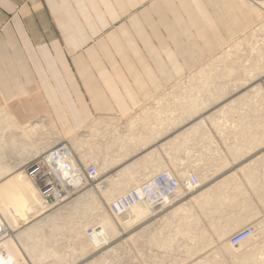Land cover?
I'll return each mask as SVG.
<instances>
[{
    "label": "rangeland",
    "instance_id": "rangeland-1",
    "mask_svg": "<svg viewBox=\"0 0 264 264\" xmlns=\"http://www.w3.org/2000/svg\"><path fill=\"white\" fill-rule=\"evenodd\" d=\"M259 9V21L243 19L241 33L175 82L158 85L133 114L98 117L68 139L72 147L82 146L85 164L126 158L63 201L43 206L21 167L23 160L31 157L30 162L39 150L64 139L49 122L40 134L32 130L38 121L18 124L0 110V216L8 228L2 248L13 245L28 264H264L259 258L264 246L247 257L252 249L243 255L227 243L252 223L260 225L255 241L264 239V157L259 158L264 156V74L239 88L264 69V11ZM258 85L261 92H253ZM144 154L146 162L131 170L137 183L168 169L180 176L195 171L201 187L123 225L111 215L110 203L136 184L122 168ZM253 158V167L243 172L241 164ZM21 171L24 176L16 181ZM31 229L35 232L27 239Z\"/></svg>",
    "mask_w": 264,
    "mask_h": 264
},
{
    "label": "crops",
    "instance_id": "crops-1",
    "mask_svg": "<svg viewBox=\"0 0 264 264\" xmlns=\"http://www.w3.org/2000/svg\"><path fill=\"white\" fill-rule=\"evenodd\" d=\"M260 18L245 0H0V110L71 139L98 117L133 114ZM256 239L240 254L264 246Z\"/></svg>",
    "mask_w": 264,
    "mask_h": 264
},
{
    "label": "built area",
    "instance_id": "built-area-1",
    "mask_svg": "<svg viewBox=\"0 0 264 264\" xmlns=\"http://www.w3.org/2000/svg\"><path fill=\"white\" fill-rule=\"evenodd\" d=\"M258 5L259 0H248ZM98 164H85L78 157L72 145L62 140L43 151L38 157L21 167L25 176L37 189L43 206L50 202L63 201L67 195L79 189L84 183L99 180ZM78 181V184H75ZM99 185H102L99 184ZM201 187L200 176L190 171L185 176L165 169L143 179L138 185L127 189L110 204V213L121 223L128 225L131 209L139 203L148 202L156 212L178 201L183 194L191 193ZM6 219L0 216V250L8 237ZM260 225L250 224L234 233L228 240L230 246L240 247L259 234ZM93 234V231L91 235ZM2 264H28L23 261L6 260Z\"/></svg>",
    "mask_w": 264,
    "mask_h": 264
},
{
    "label": "bare ground",
    "instance_id": "bare-ground-1",
    "mask_svg": "<svg viewBox=\"0 0 264 264\" xmlns=\"http://www.w3.org/2000/svg\"><path fill=\"white\" fill-rule=\"evenodd\" d=\"M258 5L260 6V8L264 11V0H259V3H258ZM264 68V67H263ZM263 74H264V69H258V71L257 72H255V75L254 76H252V77H250V78H248V80H250L249 81V83L248 82H241L240 83V86H239V88H242V87H246V85H248V84H250V83H252V80L253 79H256V78H258V77H262L263 76ZM239 88H237V89H239ZM253 92L255 91V92H257V93H260L261 92V85H258V86H256V87H254L253 89H251ZM0 116H2V115H0ZM45 124L46 123H44V122H41V123H36V124H34L33 125V132H35L36 130L37 131H41L40 132V134H42V133H45V131H44V127H45ZM135 124V123H134ZM138 126V125H137ZM155 128V127H154ZM154 130V129H153ZM180 136V135H179ZM182 136V135H181ZM158 137H160L159 135H157L156 136V138L158 139ZM164 145V144H163ZM137 146H140V144H138ZM47 148H48V146H46ZM161 147V146H160ZM45 147H43L42 148V150L44 149ZM50 148V147H49ZM73 149L76 151V152H78V153H80L79 154V156H80V159L81 158H85L84 157V155H83V153H81L82 152V146H80V145H77L76 143L73 145ZM156 152V148H154V149H152V150H150L149 152H147V153H150V156H151V154H154ZM146 153V154H147ZM41 154V150H39V153H38V155H40ZM146 154H144V156L142 155V157L140 156V157H138L136 160H134V161H131L129 164H127V165H124V167L122 168L125 172H129V173H126V175H128L129 174V177H128V179L129 180H131L132 182H135L136 184H134L133 186H136V185H138L139 183H140V181L137 183V180L135 179V176H134V174H133V172L131 171L132 170V168H133V165L134 164H137V165H139V163H140V161L142 160L143 161V159L144 158H148L147 156H146ZM125 155H127V154H125ZM125 155H123V156H125ZM149 155V154H148ZM36 158V157H35ZM124 158H126V156L125 157H121V158H119L118 160H114L113 162H110V163H107V162H103L102 164H100V166L98 167V170H99V177H100V175L101 174H103V171H105V170H110V168L112 167V164L113 165H117V164H120L123 160H124ZM28 159H31V157H28ZM28 159H26V160H23V161H26V164H28L29 162V160ZM146 160V159H145ZM144 162H146V161H143V163ZM123 163H124V161H123ZM23 167V166H22ZM122 171V170H121ZM121 171H118V173L116 174V176H118L119 174H120V172ZM157 172V171H156ZM21 173H23V171H21V172H19V173H17L16 174V181H20L21 180V178H23V176H22V174ZM153 174V173H152ZM151 174V175H152ZM110 177V176H109ZM148 177H150V174H149V176H147L146 178H148ZM145 178V179H146ZM105 179H107V180H105L103 183L104 184H106L107 186L110 184V182H111V178H107V176L105 177ZM103 180V179H102ZM143 180V179H142ZM108 182V183H107ZM23 183H25V182H23ZM89 183V182H88ZM75 184H78V181H76V183ZM23 185V184H22ZM86 185V184H85ZM128 185L129 186H131L132 184L131 183H128ZM98 187H99V185H98ZM128 188V187H127ZM127 188H126V190H127ZM130 188H132V187H130ZM130 188H128V189H130ZM125 192V191H124ZM124 192H121V194H119L118 195V197H120ZM118 197H116V198H118ZM115 198V199H116ZM114 199V200H115ZM113 200V201H114ZM112 201V202H113ZM111 202V203H112ZM110 203V204H111ZM38 211L40 212L41 211V209H38ZM154 211V209H152V207L150 206V204L148 203V202H144V203H139V204H136L132 209H131V212H130V214H131V220H129L128 221V223L129 224H133V223H135V222H138L139 220H142V219H144V218H146L147 217V215L148 214H150L151 212H153ZM103 219H104V217H103ZM109 218H105L104 219V221H106L107 222V220H108ZM128 224V225H129ZM256 224V223H255ZM123 225H125V224H123ZM238 225H240V224H238ZM234 226H237V224L236 225H234ZM35 230H37V229H35ZM233 230V228L232 229H230V231H232ZM34 230L33 229H31V230H29L28 232H26L25 233V236H26V238L27 239H30L31 237H32V234H34ZM222 234H223V232H221L219 235H218V237L219 238H221L222 239ZM258 236V235H257ZM253 239V237L252 238H250L249 240H247L246 242H244L243 244H241V248L240 247H232V246H230V244H229V242L227 241V243H228V247L229 248H231V249H233V250H238V251H243V252H247L248 250H251L252 249V244H251V240ZM250 248V249H249ZM2 250L4 251V254L1 252V250H0V264H2V262H4V261H6V260H8V262L9 261H18V262H20V261H22L21 260V254L19 253V251H18V249L16 248V247H14L13 245H11V246H7V247H3L2 248ZM232 250V251H233ZM230 252H231V250H229ZM31 258L32 259H36L37 260V258L35 257V256H31ZM38 262V261H37ZM38 264H40L39 262H38Z\"/></svg>",
    "mask_w": 264,
    "mask_h": 264
}]
</instances>
